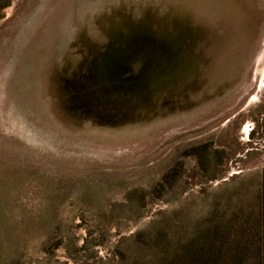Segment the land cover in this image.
I'll return each mask as SVG.
<instances>
[{"label":"rangeland","instance_id":"374dc122","mask_svg":"<svg viewBox=\"0 0 264 264\" xmlns=\"http://www.w3.org/2000/svg\"><path fill=\"white\" fill-rule=\"evenodd\" d=\"M263 178L264 0H0V264L252 260Z\"/></svg>","mask_w":264,"mask_h":264},{"label":"trees","instance_id":"16d2710c","mask_svg":"<svg viewBox=\"0 0 264 264\" xmlns=\"http://www.w3.org/2000/svg\"><path fill=\"white\" fill-rule=\"evenodd\" d=\"M260 235L256 243V255L254 259L248 260L244 256H239L236 249H234L233 256L226 258L224 257V252L227 250L226 244L217 243L216 241H211V243L202 246L200 257H195L190 255L186 264H264V178L260 195ZM246 247L250 246L248 243ZM216 252V256L209 254Z\"/></svg>","mask_w":264,"mask_h":264},{"label":"bare ground","instance_id":"6f19581e","mask_svg":"<svg viewBox=\"0 0 264 264\" xmlns=\"http://www.w3.org/2000/svg\"><path fill=\"white\" fill-rule=\"evenodd\" d=\"M174 1V0H173ZM191 3V2H190ZM234 30V29H233ZM254 79V78H253Z\"/></svg>","mask_w":264,"mask_h":264},{"label":"water","instance_id":"95a60500","mask_svg":"<svg viewBox=\"0 0 264 264\" xmlns=\"http://www.w3.org/2000/svg\"><path fill=\"white\" fill-rule=\"evenodd\" d=\"M191 8V7H190ZM190 8H188V9H190ZM191 12V11H190Z\"/></svg>","mask_w":264,"mask_h":264}]
</instances>
